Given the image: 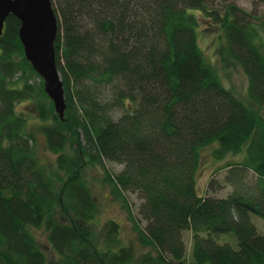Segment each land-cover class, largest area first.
<instances>
[{
  "label": "trees",
  "instance_id": "1",
  "mask_svg": "<svg viewBox=\"0 0 264 264\" xmlns=\"http://www.w3.org/2000/svg\"><path fill=\"white\" fill-rule=\"evenodd\" d=\"M52 4L63 119L24 55L20 20L10 14L0 35V264H264V234L250 220L264 218V13L229 0ZM198 11L220 29L221 67L245 73L248 103L223 85L199 47ZM109 86L116 103L128 101L117 118L103 99ZM24 100L43 122L53 162L40 161L32 126L16 111ZM214 143L216 159L243 153L220 168L228 169L224 182L232 188L225 197L213 195L223 189L213 178L204 194L197 190L202 149ZM105 161L123 167L112 174ZM89 165L104 168V182L127 207L142 251L120 241L114 220L96 238ZM126 191L142 200L143 226ZM222 235L234 236L236 247L221 243Z\"/></svg>",
  "mask_w": 264,
  "mask_h": 264
},
{
  "label": "rangeland",
  "instance_id": "2",
  "mask_svg": "<svg viewBox=\"0 0 264 264\" xmlns=\"http://www.w3.org/2000/svg\"><path fill=\"white\" fill-rule=\"evenodd\" d=\"M235 3L242 9L252 12L255 15L264 13V3L262 0H229ZM197 16L200 18V26L198 27L197 36L198 44L203 51L206 59L212 63L222 80L223 85L233 91L236 96L248 103L247 99V77L243 70L239 66H235L230 69H224L221 67L218 57H217V47L220 45V29L218 27H212L205 22L202 17L203 15L200 11L196 12ZM34 82H38L40 77H34ZM108 89L103 91V99L106 102H110L111 114L114 118H117L123 113V106H129L128 101L124 103H116L113 98V94ZM17 113L23 114L27 120L28 124L32 126L33 135L36 141L37 154L39 155L40 161L43 163L53 162L56 155L48 151L45 147V138L42 134L40 127L43 122L38 118L37 112L35 110L34 104L30 100H24L16 105ZM261 115L264 117V105L259 109ZM217 145L211 144L202 149L201 152V163L197 174V190L199 194H204L207 189L208 182L211 178L215 179L216 182L223 186V189H219L216 192H212L216 197H225L231 187L224 182V178L227 174L228 169L222 168L229 162H237L242 159V155L238 154H227L223 159H216L213 150ZM123 165L115 162H104V168L112 174H116L122 169ZM104 168L99 165H89L85 169V176L90 186L92 193L98 204V212L91 223L93 232L99 240L102 238L103 229L108 220H114L118 223L120 228V241L125 244L132 245L134 249L138 252L142 251L141 245L136 239L134 231L132 229V222L130 221V216L127 207L124 205L120 198H117L112 192L108 185L104 182ZM125 199L130 208L131 214L137 223L141 226L145 224V220L142 219L139 214V206L141 204V199L136 193L126 191L124 194ZM251 222L255 225L257 232L264 234V218L257 215H250ZM42 248L47 250V253L52 255V251L48 248L47 239L45 234L37 229L34 231ZM184 242L186 245V253L189 254L191 246V232L186 231L183 234ZM220 242H228L233 247H236V238L230 235H222ZM148 249V248H146ZM144 250V248H143Z\"/></svg>",
  "mask_w": 264,
  "mask_h": 264
},
{
  "label": "water",
  "instance_id": "3",
  "mask_svg": "<svg viewBox=\"0 0 264 264\" xmlns=\"http://www.w3.org/2000/svg\"><path fill=\"white\" fill-rule=\"evenodd\" d=\"M10 14L20 20L18 36L24 55L41 77L44 91L52 101L55 112L63 119L66 104L55 58L58 18L52 0H0V35Z\"/></svg>",
  "mask_w": 264,
  "mask_h": 264
},
{
  "label": "bare ground",
  "instance_id": "4",
  "mask_svg": "<svg viewBox=\"0 0 264 264\" xmlns=\"http://www.w3.org/2000/svg\"><path fill=\"white\" fill-rule=\"evenodd\" d=\"M49 98V97H48ZM50 99V98H49ZM52 102V101H51ZM55 110V109H54Z\"/></svg>",
  "mask_w": 264,
  "mask_h": 264
}]
</instances>
